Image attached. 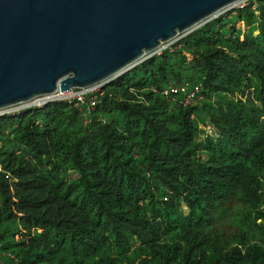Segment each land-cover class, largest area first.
Instances as JSON below:
<instances>
[{
    "label": "trees",
    "instance_id": "obj_1",
    "mask_svg": "<svg viewBox=\"0 0 264 264\" xmlns=\"http://www.w3.org/2000/svg\"><path fill=\"white\" fill-rule=\"evenodd\" d=\"M185 82L199 106L150 90ZM0 264H264V0L104 86L88 123L65 102L1 116Z\"/></svg>",
    "mask_w": 264,
    "mask_h": 264
},
{
    "label": "water",
    "instance_id": "obj_2",
    "mask_svg": "<svg viewBox=\"0 0 264 264\" xmlns=\"http://www.w3.org/2000/svg\"><path fill=\"white\" fill-rule=\"evenodd\" d=\"M240 0H0V110L117 76Z\"/></svg>",
    "mask_w": 264,
    "mask_h": 264
},
{
    "label": "rangeland",
    "instance_id": "obj_3",
    "mask_svg": "<svg viewBox=\"0 0 264 264\" xmlns=\"http://www.w3.org/2000/svg\"><path fill=\"white\" fill-rule=\"evenodd\" d=\"M251 1L253 0H240L239 2H236L234 4H231L230 6H228L227 8H224L222 10H220L219 12H217L216 14H214L212 17H209L207 19H204L202 22H200L198 25L194 26L193 28L184 31L183 33L178 34L173 40L167 42V43H163L161 44L157 49H155L153 51V53H147L146 55H144V57L138 61L135 65H133L132 67H130L129 69H127L126 71L134 68L135 66L139 65L140 63H142L143 61H145L146 59L155 56V55H161V53L165 50H171V48L173 47V45L179 43V41L184 38L185 36H187L188 34L194 32L196 29H199L200 27H202L203 25L207 24L208 22L217 19L219 17H224V16H229L230 12H234V9H238V8H242L244 6H246L247 4H249ZM244 27L243 23H238L236 25V28H242ZM188 58V61H190L191 57L189 55H186ZM125 71V72H126ZM125 72L120 73L117 76L111 77L103 82H100L98 84L99 87L97 88V90H95L96 92H87V94H81V101H78V99L76 97H72V99H70L71 101H66V99L68 98H62V99H57L54 97V95H50V96H38L35 97L33 99H31L28 102L13 106V107H9L6 109H1L0 110V117L4 116V115H8V114H15L23 109H31V108H42L43 106L47 105V104H51V103H56V102H65L68 105H71L73 108H77L78 111H80L83 115V119H84V123H88V114L90 112L93 111V109L97 106V101L99 102L100 96L103 93V88L104 86H106L107 84H109L110 82H112L113 80L117 79L118 77H120L121 75H123ZM186 84L188 82H185ZM183 83V84H185ZM181 84V85H183ZM181 85L179 86H174L171 88H180ZM190 85V84H189ZM94 86V85H92ZM92 86L86 87V88H72L69 92H73V93H80L82 91V89H91ZM171 88H166L162 91H158L157 89H150L151 92L161 95L163 96L166 100L169 99H174L175 97H178V95H166V93L163 94V92L168 91ZM57 91H60L59 89H57ZM68 92V93H69ZM199 100L195 101V102H189V103H182L183 106H199L203 101L201 96H199ZM69 100V99H68ZM94 102V106L91 105V102ZM199 129L202 131L201 132V138L208 136L211 134L210 130L205 126V124H200L199 125ZM71 177H75L76 175L71 174ZM245 211H242V206L237 205L234 206L231 209V213H227L224 216H220L218 217L217 220V225L220 229L225 230L227 233L230 232H234L236 231V229H239V226L243 224L240 222L241 217L244 216Z\"/></svg>",
    "mask_w": 264,
    "mask_h": 264
},
{
    "label": "built area",
    "instance_id": "obj_4",
    "mask_svg": "<svg viewBox=\"0 0 264 264\" xmlns=\"http://www.w3.org/2000/svg\"><path fill=\"white\" fill-rule=\"evenodd\" d=\"M99 86L94 85L91 87V89H82L80 93H73V92H66L62 93L60 91H56L53 95L57 99H62V98H68L66 101H71L72 97H76L78 101H81V94H87V92H96ZM166 93V95H178L181 98V102L186 104V103H191L199 100V93H200V87L199 86H191L188 83L181 85L180 88H171L168 91L163 92V94ZM94 102H91V105L94 106ZM208 128V127H207ZM209 129V128H208Z\"/></svg>",
    "mask_w": 264,
    "mask_h": 264
}]
</instances>
